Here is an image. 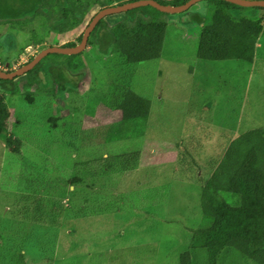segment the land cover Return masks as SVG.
Segmentation results:
<instances>
[{
	"label": "rangeland",
	"instance_id": "1",
	"mask_svg": "<svg viewBox=\"0 0 264 264\" xmlns=\"http://www.w3.org/2000/svg\"><path fill=\"white\" fill-rule=\"evenodd\" d=\"M101 1L108 7L122 0ZM207 3L162 17L165 37L157 59L126 63L114 48L103 54L91 44L71 60L46 55L31 78L14 79V93H1L9 111L1 135L22 146L16 155L0 137V264H16V249L26 264H180L190 248V230L202 219L199 177L208 179L209 160H218L241 133L264 128V25L252 63L201 60L202 27L191 22L195 13L208 22ZM230 14L264 20V10L255 7ZM123 18L115 14L107 20L112 25ZM90 19L74 37H54L51 45L78 44ZM1 28L0 69L12 72L40 51L30 43L39 29ZM67 61L75 67L68 69ZM111 82L128 84L150 100L141 136L103 141L94 135L116 119L99 99ZM182 149L197 160L199 176L192 166L186 172L191 178L179 170ZM132 152L139 158L130 171L106 172L104 166L105 173L91 175L94 168L82 165ZM75 174L85 181L69 187ZM52 200L62 211L50 219ZM192 252L197 253L193 264H209L204 252ZM229 261L225 257L223 264Z\"/></svg>",
	"mask_w": 264,
	"mask_h": 264
},
{
	"label": "trees",
	"instance_id": "2",
	"mask_svg": "<svg viewBox=\"0 0 264 264\" xmlns=\"http://www.w3.org/2000/svg\"><path fill=\"white\" fill-rule=\"evenodd\" d=\"M133 1L136 0H122L119 5ZM155 1L162 5L179 6L188 0ZM204 1H208L207 5L212 7L210 19L204 22L205 16L195 13L194 21L191 22L202 27L197 40V57L205 61L238 60L252 63L258 39L263 32L264 20L248 14L233 17L230 10L244 7L223 0ZM106 7L101 0H0V29L2 26H8L12 31H23L32 30L36 26L39 31L33 33L30 43L40 45L41 51L45 48L43 46L45 43L49 45L48 47L52 46L54 37L58 39L62 35L74 37L76 30L84 26L88 18L90 19L93 9L101 10ZM119 14H124L125 18L117 20L113 26L109 24L107 18L115 14L102 18L90 33L87 45H95L103 54L106 53V49L114 48L126 63L159 58L165 37L162 17L168 14L150 6L134 8ZM81 37L82 33H79L76 38L78 43ZM73 46H75L73 42L61 45ZM55 56L58 57L60 54ZM67 56L69 59L75 57ZM69 61L66 65L71 64ZM38 65L26 73L28 78H31V73ZM74 67V64L67 66L68 69ZM33 78L40 82L38 77ZM14 84V79H0V137L4 139L7 150L20 155L22 142L1 135V132L6 130L9 120L8 107L1 93H14L15 87H12ZM28 95L30 97L31 94ZM99 99L116 119L108 125H103L108 126L105 131L94 133L96 137L99 135L103 141L106 139L116 141L144 134L143 126L150 113V100L136 94L128 84L121 82H111ZM177 154L176 165L179 166L181 173L191 178L186 172L190 173L192 166L199 176L200 165L197 160L186 149L178 150ZM107 157L88 160L82 162V165L94 168L95 172L91 175L105 173L101 170L104 166L107 168L106 172L130 171L136 168L139 154L132 152ZM209 166L208 179L202 181L199 177L202 219L196 229L190 230L192 235L190 248L180 255V264L197 262V253L192 252L196 250L206 254L209 264H217V261L223 264L225 257L230 259L229 264H264V128L249 130L231 139L218 160H209ZM70 178L69 187L83 185L85 181V178H80L78 174ZM69 193L72 198V191L69 190ZM89 201L87 199L85 202ZM50 206L53 208L48 214L49 218L62 211L60 203H54L53 200ZM16 251L18 252L16 264H26L22 250Z\"/></svg>",
	"mask_w": 264,
	"mask_h": 264
},
{
	"label": "water",
	"instance_id": "3",
	"mask_svg": "<svg viewBox=\"0 0 264 264\" xmlns=\"http://www.w3.org/2000/svg\"><path fill=\"white\" fill-rule=\"evenodd\" d=\"M202 0H188L186 3L179 5V6H171V5H162L156 2L155 0H136L133 2H127L122 5L117 6H110L99 10L90 20V22L85 27L81 40L78 44L73 47H46L42 49L30 62L26 63L25 65L19 67L18 69L12 72H4L0 69V79L1 80H12L16 77L22 76L26 74L28 71L33 69L38 62L44 58L48 54H60V55H76L82 52L86 46L87 41L90 33L96 26V24L104 17L124 13L128 10L138 8V7H145L150 6L158 10L159 12L166 13L169 15L178 14L186 11L194 4L200 2ZM228 3L249 8V7H259L264 8V0H223Z\"/></svg>",
	"mask_w": 264,
	"mask_h": 264
},
{
	"label": "clouds",
	"instance_id": "4",
	"mask_svg": "<svg viewBox=\"0 0 264 264\" xmlns=\"http://www.w3.org/2000/svg\"><path fill=\"white\" fill-rule=\"evenodd\" d=\"M89 22H90V21H89ZM86 48H87V46H86ZM84 50H85V49H84ZM39 52H40V51H39ZM39 52H38V53H39ZM38 53H37V54H38ZM37 54H36V55H37ZM36 55H35V56H36ZM35 56H34V57H35ZM34 57H33V58H34ZM33 58H32V59H33ZM32 59H31V60H32ZM31 60H30V61H31ZM30 61H29V62H30ZM24 65H25V64H24ZM1 70H2V69H1ZM2 71H3V70H2ZM4 72H5V71H4Z\"/></svg>",
	"mask_w": 264,
	"mask_h": 264
}]
</instances>
